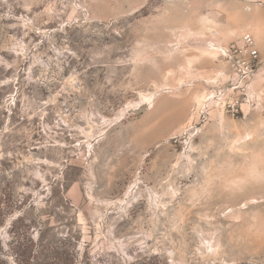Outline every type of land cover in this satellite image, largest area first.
<instances>
[{"label": "rangeland", "instance_id": "rangeland-1", "mask_svg": "<svg viewBox=\"0 0 264 264\" xmlns=\"http://www.w3.org/2000/svg\"><path fill=\"white\" fill-rule=\"evenodd\" d=\"M0 264H264V0H0Z\"/></svg>", "mask_w": 264, "mask_h": 264}, {"label": "built area", "instance_id": "built-area-1", "mask_svg": "<svg viewBox=\"0 0 264 264\" xmlns=\"http://www.w3.org/2000/svg\"><path fill=\"white\" fill-rule=\"evenodd\" d=\"M243 43L240 47V52L243 54H246L245 56L248 57V59L243 60L242 65L247 70L252 69L254 63L257 61L259 57V52L255 43V40L252 35L246 34L243 37Z\"/></svg>", "mask_w": 264, "mask_h": 264}, {"label": "water", "instance_id": "water-1", "mask_svg": "<svg viewBox=\"0 0 264 264\" xmlns=\"http://www.w3.org/2000/svg\"><path fill=\"white\" fill-rule=\"evenodd\" d=\"M149 108L148 104H143L138 109L133 110L134 113H143Z\"/></svg>", "mask_w": 264, "mask_h": 264}, {"label": "bare ground", "instance_id": "bare-ground-1", "mask_svg": "<svg viewBox=\"0 0 264 264\" xmlns=\"http://www.w3.org/2000/svg\"><path fill=\"white\" fill-rule=\"evenodd\" d=\"M143 104H148L151 107L152 101L150 99H146Z\"/></svg>", "mask_w": 264, "mask_h": 264}]
</instances>
